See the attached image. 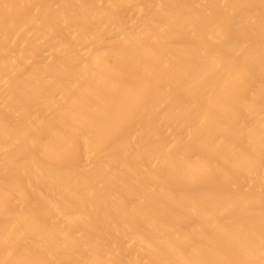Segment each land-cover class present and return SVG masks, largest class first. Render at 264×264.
Wrapping results in <instances>:
<instances>
[{"label":"bare ground","instance_id":"bare-ground-1","mask_svg":"<svg viewBox=\"0 0 264 264\" xmlns=\"http://www.w3.org/2000/svg\"><path fill=\"white\" fill-rule=\"evenodd\" d=\"M0 264H264V0H0Z\"/></svg>","mask_w":264,"mask_h":264}]
</instances>
